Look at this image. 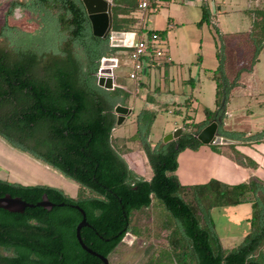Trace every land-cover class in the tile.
Listing matches in <instances>:
<instances>
[{
  "label": "trees",
  "instance_id": "trees-1",
  "mask_svg": "<svg viewBox=\"0 0 264 264\" xmlns=\"http://www.w3.org/2000/svg\"><path fill=\"white\" fill-rule=\"evenodd\" d=\"M41 3L47 12L45 19L54 29L31 32L12 26L0 30V135L76 180L92 195L73 198L46 184L0 180V196L10 193L37 203L46 194L57 204L52 210L28 207L24 213L0 208V264H104L79 243L77 226L83 214L74 205L85 210L90 224L82 228V239L109 258L132 232L134 212L150 207L154 198L163 202L176 221L175 230L168 229L166 255H152L145 264H264L263 202H253L249 218L253 230L232 249L223 247L210 216L214 207L247 202L245 195L250 190L264 193V184L252 180L230 185L211 179L184 185L175 174L179 152L204 144L198 133L213 120L224 119L230 91L238 84L229 81L226 50L230 48L221 31L216 28L222 45L212 75L218 82L217 107L204 108L207 117L197 123L196 130L184 133L182 127L179 138L153 145L150 135L155 112L148 108L139 112L137 131L153 170L146 179L133 172L113 142L119 119L115 108L126 104L130 93L98 83L102 59L120 47L112 45L110 34L94 35L81 0ZM137 8V0H113V29L126 28V19L120 15ZM202 10L199 25L211 21L209 6L204 4ZM251 12L254 19L249 35L255 62L264 49V6ZM237 72L238 77L241 71ZM187 106L189 109V102ZM221 131L223 136L244 142L264 136V131L248 137L243 132Z\"/></svg>",
  "mask_w": 264,
  "mask_h": 264
},
{
  "label": "rangeland",
  "instance_id": "rangeland-1",
  "mask_svg": "<svg viewBox=\"0 0 264 264\" xmlns=\"http://www.w3.org/2000/svg\"><path fill=\"white\" fill-rule=\"evenodd\" d=\"M8 1L9 0H0V25L7 19L6 10L8 7ZM226 1L223 6H225L224 9L228 10H231L232 4L238 5L243 9L245 8L249 12L264 6V0H251V6L250 0ZM203 5L204 1H200L198 6L202 9ZM183 7L187 9L185 6ZM16 12H18L19 17L16 18L13 16L10 19L11 25L29 28V26L32 25V21H36V19L40 20L39 17H28L23 11ZM145 12L146 10L136 9L135 15L138 14V16L142 18L144 17ZM155 14L156 13L152 15H154L153 18L155 17L156 19V24L163 27V29H166L167 33L166 38L158 41V45L167 52H170L172 59L167 61H165V59L164 61L167 62V64L159 66L156 70H151L153 73L151 84L148 82V85L143 88L141 92L142 94L137 92L138 83L134 82L135 80L130 78V63L124 64L122 61L120 62V68L117 69V72L121 69L120 74L123 77L124 85L131 92L130 99L127 104L124 105L131 107L133 111L125 117V120L121 124L117 123L113 130V142L115 147L125 154V158L127 159L130 167L133 169V172L146 179L152 177L153 170L137 131L139 111L146 107L144 95H146L150 89L155 91L157 87L159 88L156 93L158 102L156 103L157 105L154 110L155 119L150 135L152 144L156 145L159 142H163L166 135L174 132L179 127L184 128V133L196 130L198 125L197 123L205 120L207 117L204 113V108H215L216 92L218 90V82L210 78V75H213L216 70V62L217 64L219 63L218 58H216L217 49H215L212 43L209 44L207 41L208 36L211 34L214 35L216 32V25L211 21L206 22L207 24H205V27L210 28L208 29L209 33L205 35L204 43L198 44L196 51L194 50V52L190 43L193 33L191 29L194 30V33L200 32V28L197 25L189 24L188 26H184L183 23H179L176 25L174 24L175 28L169 29L168 20H172L170 15L172 13L164 10L162 14L160 13L158 16H155ZM236 18L237 25L245 23L243 27H247V23L249 24L251 20L249 14H246L245 11H241L239 16ZM229 28H231V25ZM130 33L132 34H127L125 40L127 44L125 45L126 47L131 42L133 44L143 37L141 36L143 33L140 31H132ZM215 35L217 37V34ZM143 38H146V36ZM211 38L213 39L212 36ZM239 41L244 43V52L240 49L236 51L233 47H231V50H226V53L228 51L227 54L229 55L226 66L229 78L233 76L234 78L237 77L238 72L236 70V62L243 58H249L252 60L254 53V46H249L248 43L245 44V42H251L250 35H246V37L242 36ZM199 56H201V61H199L200 63H198ZM259 56L261 58L264 56V49L261 51ZM113 57H116L119 60H124L127 57V53L118 52L115 53ZM247 61L249 60L247 59ZM191 75H193L194 78H197V80L199 78L200 84L194 90V99L197 101V104L195 105V108H192L189 111L192 114L189 116L185 110V106L183 104H173L171 95L167 94H173L174 91L181 92L185 89L183 79L190 77ZM235 86H233V88ZM178 94V101L183 103L185 98L180 93ZM179 107L183 108V112L177 111V108ZM169 110H172L173 112H170ZM186 116H189L195 124H193L190 119L185 121ZM186 123L189 126H187ZM238 123V121L232 122L234 126ZM3 139L8 142L4 141V143H6L8 147H12L11 149L14 150H10L7 146H4L0 142V180L23 185L46 184L64 190L73 198H82L92 195V192L89 191V189L82 187L79 182L66 176L61 171L43 160L40 159L42 164H38L36 162L34 163L28 160L19 153L23 152L28 155L27 157L29 158H39L30 151L22 149L16 142L0 135V140L3 141ZM214 146L217 147L218 151L220 144ZM229 147H231V149L235 152L238 162L241 164L242 162L239 160L241 151L237 150V145L229 144ZM195 150L196 149L186 148L179 152V166L175 171V174L184 185L191 183H205L203 178L198 177L196 173L197 159L193 152ZM254 181L264 183V180L259 177ZM251 182L252 180L230 185L241 183L250 184ZM185 198L187 199V196H185ZM245 199L247 202L239 205L214 207L210 210V216L213 223L212 225L216 233L219 235V239L222 242L223 247L226 249H232L240 245L247 234L253 230L251 221L249 220L253 213V202L259 199L264 203V193L261 189L258 192L250 190L245 195ZM132 217V232L127 234L121 244L110 255V264H145L152 255H161L162 257L163 255H166L168 249H170L168 229L171 228L175 230L176 221L160 199L154 198L150 207L135 211ZM206 222L204 221L203 223L206 224ZM5 253L10 254V251L5 250Z\"/></svg>",
  "mask_w": 264,
  "mask_h": 264
},
{
  "label": "crops",
  "instance_id": "crops-1",
  "mask_svg": "<svg viewBox=\"0 0 264 264\" xmlns=\"http://www.w3.org/2000/svg\"><path fill=\"white\" fill-rule=\"evenodd\" d=\"M200 1H204V4L209 6L211 11V22L214 23L216 25V28H218L223 34L225 39V46H227L228 44L230 46L231 44L236 51L240 49L242 50V52H244V43L239 40H241L242 36L246 37V35H249L252 30L254 19L252 12H249L247 9H243L240 6L233 4L231 5V10L224 9L225 6H223V4L227 2L226 0L153 1L150 6L145 9V15L142 18L138 16V14L135 15L136 10L132 11L130 14L120 15V17L126 19L124 23L126 28L123 27L122 30L126 32H142L143 34L141 36H146V38L141 37V39L139 40H147L152 46V48H150L151 50L148 52V55L145 58V61L147 62L146 70L141 73L140 79L138 81H134L138 83V93L142 94L141 92L143 88L148 85V82L151 84V78L153 75L151 70H156V68H158L159 66L167 64V62L165 61L172 59L170 52H167L165 49L161 48L158 45V41L160 39L166 38L167 33L166 29H163V27L156 24V19L155 17L153 18L154 15L152 14L156 13L155 16H158L160 13L162 14L164 10L172 13L170 14L172 20H168L169 29L175 28V25L179 23H183L184 26H188L189 24L197 25L200 28V32L197 31L198 33H194V30L191 29L193 33L190 39L191 48L193 47L192 50L196 51V47L198 46V44L204 43L205 35L209 33L208 29H210L209 27H205V24H207L206 22L203 23V25L198 24L203 17V10L198 6ZM251 2L252 1L250 0V6L252 5ZM137 3H139V0H137ZM183 6H185L187 9H185ZM137 9H139V7ZM241 11H245V13L249 14L251 18L249 24L247 23V27H243L245 23L242 25H237L236 17L239 16ZM230 25L231 28H229ZM160 31H164V33L162 34V36H157L155 33H158ZM215 34H217V31L214 33V35H209L207 41L209 44L212 43V45L218 51V49L222 45V41L218 40V34L217 37ZM211 36L213 37V39L211 38ZM246 43H248L249 46H252L250 41L245 42V44ZM229 46L228 48L231 49V47ZM118 47L120 48L115 53L125 52L127 53V57L124 60H119V66L116 68V72L117 69L120 68L121 61L124 64L130 63L129 53L132 49L129 46ZM155 49L163 50V55H156L154 51ZM115 53L111 56L115 55ZM216 58H218V56ZM247 59L250 62L247 61ZM199 61H201V56L198 57V63H200ZM158 63L160 64L158 65ZM236 64V70L241 71V73L238 77L234 78L233 76L229 78L230 82L238 81V84H236V86L230 91L224 119H222V121L220 120V133L223 134V132L221 131L223 129L226 131L243 132L245 133L246 137H248L257 132L264 131V56L262 58L259 56L258 58H256L255 62H253L249 58H243L241 60H238ZM218 65L219 63L217 64L216 62L215 67L217 68ZM120 71L117 72V86L122 87L125 91L130 93L131 96V92L124 85L123 77L120 74ZM210 78H212V75H210ZM199 80V78L198 80L197 78H194L193 75H191L190 77H186L183 79L185 89H183L181 92L174 91L173 94H167L171 95L173 104H183L186 108L185 110L187 111V114L190 116L192 114L189 111L192 108H195V105L197 104V101L194 99V90L199 86ZM158 89V87L155 89V91L150 89V91L146 95H144L146 100V107L144 108L155 110L157 105L156 103L158 102L156 94L158 92ZM178 93L183 95V97L185 98L183 103L178 101ZM129 99L130 97L127 99V102ZM188 102L190 104L189 109L187 106ZM216 107L217 104L214 109H216ZM169 111L173 112L172 110ZM177 111L183 112V108L179 107L177 108ZM190 120L191 122H193L192 119ZM233 121H238L239 123L234 126L232 124ZM4 141L7 142L4 139L3 141L0 140L1 144L7 146V148L12 150V147H8V145H6ZM211 144L212 145L204 144L193 151L197 159V176L203 178L204 182H208L211 179H219L224 183L234 184L243 181L256 180L258 177L264 180V136L254 140H247L245 142L243 140H237V142L231 143L236 144L237 150L241 151V156L239 159L242 162L241 164L238 162V158L231 147H229V144L221 143L218 151L217 147L214 146L217 144ZM19 154L23 155L28 160L34 163L36 162L38 164H42L40 162V159L29 158L27 157L28 155L24 154L23 152Z\"/></svg>",
  "mask_w": 264,
  "mask_h": 264
},
{
  "label": "water",
  "instance_id": "water-1",
  "mask_svg": "<svg viewBox=\"0 0 264 264\" xmlns=\"http://www.w3.org/2000/svg\"><path fill=\"white\" fill-rule=\"evenodd\" d=\"M113 0H82L89 18L92 23L93 33L98 37H107L110 33L114 37L112 41L113 46H125L127 45L125 40L127 34H132V31H124V30H114L113 29ZM132 46V42L128 45ZM119 66V59L113 56H106L102 59L101 67L98 76L99 85L105 87L106 89H114L117 84L118 74L116 73V68ZM116 113L118 114V124H121L127 115H129L133 109L128 107L122 103H119L115 108ZM182 134V127L177 128L174 132L169 133L165 136L164 141L168 142L174 139H177ZM197 137L204 144H231L237 142L232 138L227 136H223L220 133V121L215 119L208 125H206L197 135ZM57 204L49 199V197L45 194L42 200L37 203H31L27 200H24L20 196H13L10 193H7L3 196H0V208L8 210L10 212H19L24 213L28 207H36L41 206L48 210H52ZM61 206L64 203L59 204ZM77 209L81 211L83 214V219L79 222L77 226V237L81 246L88 251L89 253L99 257L104 264H110V260L108 257L103 254L93 250L90 248L82 239L81 230L85 226H89V222L87 220L85 210L79 205H74Z\"/></svg>",
  "mask_w": 264,
  "mask_h": 264
},
{
  "label": "flooded vegetation",
  "instance_id": "flooded-vegetation-1",
  "mask_svg": "<svg viewBox=\"0 0 264 264\" xmlns=\"http://www.w3.org/2000/svg\"><path fill=\"white\" fill-rule=\"evenodd\" d=\"M41 1L42 0H36V1L35 0H9L8 1V7H7V10H6L7 19H6L5 22H3L0 25V30L2 28L12 27V26L20 28V29H22L24 31H31V32H35V31H38V30L40 32H44L45 30L49 31V30L54 29L53 27L48 25L49 20L45 19V17H46L45 15H46L47 12L44 11V8L41 6L42 5ZM81 2H82V0H81ZM82 4H83V2H82ZM16 11H23L24 13H26V15L28 17H30V18L39 17L40 20L36 19V21H32V25L29 26V28H31V29H29L28 27L11 25L10 19L13 16H15L16 18L19 17L18 12H16ZM86 12H87V10H86ZM54 16L55 15H53L52 17H54ZM87 19H88L87 23L90 24V26L92 27V23H91V20L89 18L88 13H87ZM129 233H127V234H129ZM127 234L125 235V237L127 236ZM124 238L122 239V241L124 240Z\"/></svg>",
  "mask_w": 264,
  "mask_h": 264
},
{
  "label": "built area",
  "instance_id": "built-area-1",
  "mask_svg": "<svg viewBox=\"0 0 264 264\" xmlns=\"http://www.w3.org/2000/svg\"><path fill=\"white\" fill-rule=\"evenodd\" d=\"M156 0H139L138 7L139 9H147L150 4ZM114 37L110 33V41L112 42ZM131 51L129 53V62L131 65L130 78L138 81L140 79L141 73L144 72L147 68V62L145 61L148 52L152 48L151 44L147 40H137L131 46ZM156 55H163V50L155 49ZM160 63H158L159 65Z\"/></svg>",
  "mask_w": 264,
  "mask_h": 264
}]
</instances>
